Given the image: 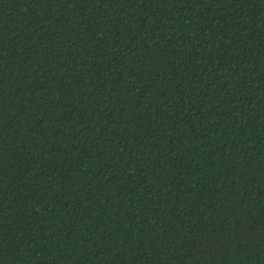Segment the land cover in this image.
Instances as JSON below:
<instances>
[{"label": "trees", "instance_id": "trees-1", "mask_svg": "<svg viewBox=\"0 0 264 264\" xmlns=\"http://www.w3.org/2000/svg\"><path fill=\"white\" fill-rule=\"evenodd\" d=\"M0 264H264V0H0Z\"/></svg>", "mask_w": 264, "mask_h": 264}]
</instances>
